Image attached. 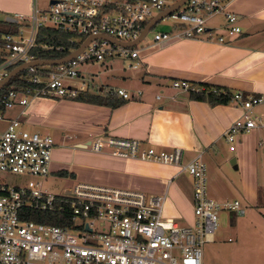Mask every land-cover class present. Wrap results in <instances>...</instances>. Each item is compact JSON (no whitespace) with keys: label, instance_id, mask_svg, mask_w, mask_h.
Here are the masks:
<instances>
[{"label":"built area","instance_id":"2783aa9c","mask_svg":"<svg viewBox=\"0 0 264 264\" xmlns=\"http://www.w3.org/2000/svg\"><path fill=\"white\" fill-rule=\"evenodd\" d=\"M46 1L47 7H39L38 0H30L27 13L10 16L17 29L13 34H3L0 81L11 68L35 60L32 51L42 27L70 33L80 39L79 45L87 38L91 40L65 63L25 69L26 86L0 96V121L7 109L24 108L33 97L75 99L93 88L85 81L89 73L79 70L80 66L116 58L127 59L126 67L136 69L140 65L136 48L140 42L134 47H123L94 37L135 41L153 12L157 14L177 0ZM230 1L186 0L164 17L173 24L169 30L156 31L153 42L199 38L211 31L207 21L216 14L224 15L227 35L239 33L237 17L226 9ZM217 39L224 40L222 36ZM172 87L187 93L202 90L184 80H173ZM107 93L130 98L120 88ZM228 100L240 109V115L222 135L233 150L240 135L264 133V114L255 111L264 95L232 92ZM53 147L51 136L25 129L18 118L8 120L0 130V171L25 178L19 185L0 183V264H202V247L213 241L218 211L235 216L245 213L238 200L207 196V169L200 154L182 162L179 148L142 149L135 139L107 135L91 142L90 148L96 152L108 150L123 158L176 165L190 176L194 216L191 225L181 226L163 217V196L88 183H77L60 194L48 192L42 189L40 179L50 173ZM32 212L57 214L66 223L58 226L38 222L31 217Z\"/></svg>","mask_w":264,"mask_h":264},{"label":"crops","instance_id":"0c3cea01","mask_svg":"<svg viewBox=\"0 0 264 264\" xmlns=\"http://www.w3.org/2000/svg\"><path fill=\"white\" fill-rule=\"evenodd\" d=\"M29 3L0 0V20L23 10L27 13ZM226 9L237 17V34L227 35L224 15L216 14L207 21L211 31L199 38L165 43L151 38L136 46L140 65L129 69L132 73L122 76L118 84L99 83V92L94 86L98 93L125 90L130 98L121 105L110 108L74 99L33 97L24 108L7 109L3 122L18 118L25 129L53 138L48 177L64 180L62 192L88 183L163 196V217L191 225L192 183L178 166L90 148L91 142L106 135L135 139L142 149L179 148L182 162L200 154L210 167V183L217 185L210 191L207 187L210 198L238 200L264 221V133L240 135L230 150L222 135L240 109L230 103L211 106L191 100L187 92L172 87L173 80H184L231 93L264 95V0H231ZM255 111L264 114V100Z\"/></svg>","mask_w":264,"mask_h":264},{"label":"rangeland","instance_id":"374dc122","mask_svg":"<svg viewBox=\"0 0 264 264\" xmlns=\"http://www.w3.org/2000/svg\"><path fill=\"white\" fill-rule=\"evenodd\" d=\"M38 6L47 7V1L38 0ZM23 12L25 13L26 11L23 10ZM155 14L156 13L153 12L148 19L152 18ZM172 24L170 19H161L148 31L139 44L141 45V43L146 40L153 38L156 31H162V29L171 27ZM139 44L137 45L138 47H140ZM127 63V59L115 58L106 60L102 64L95 62L83 65L79 67V70L89 73L88 76H85V81L88 85L90 84L89 87L93 86L91 91H96L97 88L99 92V83L118 84L121 82L122 76L125 77L133 72L125 68ZM94 86H96V88ZM103 89H105V87H103ZM6 123L0 121V130L5 127ZM202 160L206 164L205 159ZM206 169L208 190H214L217 188V185L213 182L210 183L211 172L207 164ZM184 175L190 178L187 173ZM24 179L23 176L0 171V183L5 185H19ZM40 182L42 189L54 194L62 193L61 188L66 186L64 180L51 178L50 176L46 179H40ZM219 189L220 186L218 190ZM207 196L210 197L208 191ZM236 198H238V196H236ZM227 200H233V198ZM242 207L245 211V214L242 216H235L225 210L218 211V227L214 232L213 241L205 243L202 247V264H264V221L261 219L258 212L249 213L243 205Z\"/></svg>","mask_w":264,"mask_h":264},{"label":"trees","instance_id":"16d2710c","mask_svg":"<svg viewBox=\"0 0 264 264\" xmlns=\"http://www.w3.org/2000/svg\"><path fill=\"white\" fill-rule=\"evenodd\" d=\"M17 24L0 20V60L4 55L3 51V34L15 33ZM80 39L74 35L58 31L55 29L42 27L39 30L37 38V47L33 49V55L35 59H59L68 55L71 51L79 46ZM43 46H46L43 47ZM13 69V68H11ZM28 72L22 71L19 74L13 76L9 82L0 90V96L7 90H21L26 86V78ZM193 87H199L202 90L199 92H188V97L191 100L203 101L211 106L218 104H228L229 95L231 92L219 86L208 85L206 83H190ZM221 91H225L226 95H223ZM74 100L82 101L95 105H102L110 108L117 107L123 103V98L114 95L109 96L108 93H98L97 91L88 90L83 92ZM0 110H3L0 101ZM66 172H59V175L64 176ZM31 217L38 222H46L48 224L63 226L66 223V219L60 215L50 212H32Z\"/></svg>","mask_w":264,"mask_h":264},{"label":"water","instance_id":"95a60500","mask_svg":"<svg viewBox=\"0 0 264 264\" xmlns=\"http://www.w3.org/2000/svg\"><path fill=\"white\" fill-rule=\"evenodd\" d=\"M186 0H177L174 4H172L171 6H169L168 8L162 10L161 12L157 13L156 15H154L144 26L140 36L138 39H136L135 41L132 42H118L116 40H113L109 37H105V36H101V37H94L95 38H102L105 39L111 43H116L118 45H121L123 47H134L136 46L140 41H142L144 39V37L146 36V34L148 33V31L153 28V26L160 21L161 19H163L167 14H169L170 12L176 10L179 6H181ZM6 21H10L15 23V20L11 17H7L5 19ZM91 40V38H87L85 39L76 49H74L73 51H71L68 55L59 58V59H35L26 63H22L20 65H17L16 67H14L13 69H11L9 71V73L7 74V76L0 81V90L9 82V80L19 74L20 72L24 71L27 68L30 67H37V66H54V65H58L61 63H65L69 60H71L72 58H74L85 46L86 44ZM234 215V214H233Z\"/></svg>","mask_w":264,"mask_h":264}]
</instances>
